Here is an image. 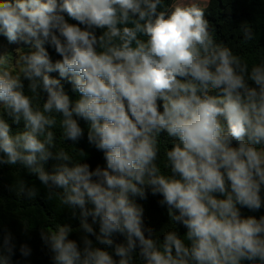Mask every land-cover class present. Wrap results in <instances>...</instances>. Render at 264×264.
I'll return each instance as SVG.
<instances>
[{"label": "clouds", "instance_id": "1", "mask_svg": "<svg viewBox=\"0 0 264 264\" xmlns=\"http://www.w3.org/2000/svg\"><path fill=\"white\" fill-rule=\"evenodd\" d=\"M207 11L201 0H0V37L20 45L0 51V167L20 165L79 220L40 230L53 264H264V215L242 212L264 208V54L250 64ZM237 31L257 40L247 21ZM85 131L103 166L75 147ZM149 190L169 217L162 239L137 202ZM15 191L38 192L23 179ZM15 250L6 235L0 261Z\"/></svg>", "mask_w": 264, "mask_h": 264}, {"label": "trees", "instance_id": "2", "mask_svg": "<svg viewBox=\"0 0 264 264\" xmlns=\"http://www.w3.org/2000/svg\"><path fill=\"white\" fill-rule=\"evenodd\" d=\"M206 6L208 8L207 19L214 26L218 39L233 46L234 51L245 56L250 64L258 62L260 55L264 54V0H208ZM244 21L249 22L258 33L257 40L247 45L240 42L242 36L237 31L241 22ZM2 40L3 38L0 37V46ZM52 55L53 59L58 58L54 52ZM52 75L58 76V73ZM65 90L73 99L76 98L67 83H65ZM9 123L11 124V121ZM81 124L84 126L83 121ZM11 127L15 133L23 129V124H12ZM57 137L58 148L67 150L77 161L83 159V154L70 145L71 141L64 142L59 138V132H57ZM75 147L88 154L83 162L89 163L92 168H95L97 164L104 165L103 154L88 144L86 131L85 137ZM160 161H163V146ZM53 163L54 161H49L45 164V169L51 171ZM18 179H23L29 186L34 185L37 188L38 192L35 198L29 199L24 195H17L15 186ZM161 198L159 195L153 196L149 190L147 199L137 202L142 204L145 209V223L151 226L162 239V230H167L171 225L166 208L158 204ZM242 212L245 215L259 217L264 215V208L255 213H251L247 209H243ZM56 224H70L73 228H77L79 220L78 218L73 219L71 212L64 208L58 199L49 200L47 189L38 178L30 175L20 165L0 167V245H3L4 237L8 234L12 235L16 245L15 254L8 264H53L50 258L51 254L40 238V230L48 227L54 228ZM176 230L181 234L185 232V229L179 225ZM70 238L78 240L79 233H71ZM116 239L119 242L122 238L117 237ZM22 243H27L32 249V254L28 258H23L19 254V246ZM96 246L104 247L99 244ZM4 255H7L6 251ZM0 264H3V261H0Z\"/></svg>", "mask_w": 264, "mask_h": 264}, {"label": "rangeland", "instance_id": "3", "mask_svg": "<svg viewBox=\"0 0 264 264\" xmlns=\"http://www.w3.org/2000/svg\"><path fill=\"white\" fill-rule=\"evenodd\" d=\"M208 0H202L201 3L203 4H207ZM20 45H16V46H10L8 45L7 41L6 40H2V43H1V46H0V51H3V52H11L13 54V56L15 57L16 56V53H15V47H19ZM14 62V61H13Z\"/></svg>", "mask_w": 264, "mask_h": 264}, {"label": "crops", "instance_id": "4", "mask_svg": "<svg viewBox=\"0 0 264 264\" xmlns=\"http://www.w3.org/2000/svg\"><path fill=\"white\" fill-rule=\"evenodd\" d=\"M208 3V2H207ZM207 5V4H206Z\"/></svg>", "mask_w": 264, "mask_h": 264}]
</instances>
